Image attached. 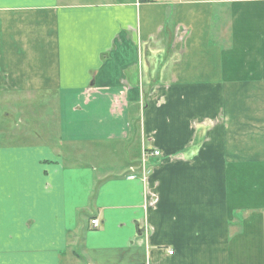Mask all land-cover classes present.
I'll list each match as a JSON object with an SVG mask.
<instances>
[{"label":"crops","instance_id":"obj_1","mask_svg":"<svg viewBox=\"0 0 264 264\" xmlns=\"http://www.w3.org/2000/svg\"><path fill=\"white\" fill-rule=\"evenodd\" d=\"M80 237L88 264H264V0H0V264Z\"/></svg>","mask_w":264,"mask_h":264},{"label":"rangeland","instance_id":"obj_2","mask_svg":"<svg viewBox=\"0 0 264 264\" xmlns=\"http://www.w3.org/2000/svg\"><path fill=\"white\" fill-rule=\"evenodd\" d=\"M54 123H55V121H53L51 128H52L53 132L56 133L57 127H55ZM136 145L137 144H135V142L132 140L123 141V142L115 141L114 143H112V145H107V144L100 145V148H102L104 150L107 148L109 150H113L111 152L113 154V156L112 157H106V158L104 157L105 159L103 158L104 159V163H103L104 167L99 169V172L100 173L102 172L105 176H118L119 173L122 174L121 166L126 164L128 159H131V158L136 156V152H137V148H138ZM148 157H150L149 151H143L142 158H140V160L141 159H143V160H141V162L137 165L136 173H135L133 167H130V172H133V173H131L129 175V179L132 180V179L138 178V180L143 184V186L147 185L151 175L153 174L154 168H155V170L157 168L156 166H149V159L152 157H150L147 160ZM155 158L159 159L161 157H155ZM132 162H134V160ZM100 163L101 162L96 163V162L91 161L87 158L84 159V164H87L89 166H96L97 164H100ZM126 170L128 171L129 169H126ZM100 178H102V176ZM110 178H114V177H110ZM227 182H228V184H231L232 181H231V179H229V180H227ZM154 192H155V187L153 185H152V187L149 185V188H147V190H145L142 194L144 201H146L148 196ZM152 200H155V198H152ZM92 222L93 221L90 222V226L92 227V229H98L99 228V221L94 219V222L93 223ZM146 227H147V225L144 224L143 230L144 229L146 230L145 231L146 233L144 232V235H146L145 238L148 239V234H147V228L148 227L147 228ZM149 232L150 233L152 232V228H149ZM141 233H142V231H141ZM82 240H83V238H81V237L79 239H77L78 246L75 247L71 251V252H74V254L77 256L76 259L71 258L72 264H88L84 258V254H83L84 251L82 253L83 248L79 247L81 245V243L83 242ZM82 245H83V243H82ZM144 245H145L144 246L145 249H143V246H142L143 252H142V254H139L137 256V259H141L142 264H152L150 250H149L150 246L146 240H145ZM81 253L83 255L82 258H81ZM87 256H88V259H90V261H89L90 264H115V263H117V261H119L118 264H124L125 263L124 258L120 257L118 259L117 258L118 256H116L114 254L89 252V253H87ZM168 256H172V255H168Z\"/></svg>","mask_w":264,"mask_h":264},{"label":"built area","instance_id":"obj_3","mask_svg":"<svg viewBox=\"0 0 264 264\" xmlns=\"http://www.w3.org/2000/svg\"><path fill=\"white\" fill-rule=\"evenodd\" d=\"M146 1H149V0H135V3H136V5H140L142 2H146ZM150 155H152V156H160V153H159L158 151H152V152L150 153ZM93 222H94V221H93ZM93 222H92V223H93ZM168 254H169V255H172V252L169 251Z\"/></svg>","mask_w":264,"mask_h":264}]
</instances>
